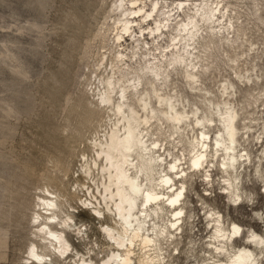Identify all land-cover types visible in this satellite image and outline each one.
<instances>
[{"label": "clouds", "instance_id": "1", "mask_svg": "<svg viewBox=\"0 0 264 264\" xmlns=\"http://www.w3.org/2000/svg\"><path fill=\"white\" fill-rule=\"evenodd\" d=\"M170 71L131 82L80 180L33 189L12 264H264V146L253 157L215 111L197 120Z\"/></svg>", "mask_w": 264, "mask_h": 264}, {"label": "rangeland", "instance_id": "2", "mask_svg": "<svg viewBox=\"0 0 264 264\" xmlns=\"http://www.w3.org/2000/svg\"><path fill=\"white\" fill-rule=\"evenodd\" d=\"M124 1L122 8V0H0V264H12L10 249L23 248L22 215L33 189L68 190L82 176L77 161L88 153V139L111 126L110 106L101 109L97 97L104 79L133 78L155 63L153 55L161 60L155 49H171L178 22L202 0L182 11L178 0H168V8L161 3L154 20L171 11L175 21L155 40L147 33L143 40L133 27L138 43L130 36L116 41L130 0ZM142 1L152 10L154 3ZM207 1L223 9L227 30L203 31L194 89L176 67L168 91L199 110V119L228 102L239 115L240 143L254 157V139L264 146V0ZM139 20L143 29L155 25Z\"/></svg>", "mask_w": 264, "mask_h": 264}, {"label": "bare ground", "instance_id": "3", "mask_svg": "<svg viewBox=\"0 0 264 264\" xmlns=\"http://www.w3.org/2000/svg\"><path fill=\"white\" fill-rule=\"evenodd\" d=\"M148 1H151L152 3H154L152 10L146 9L145 8L146 2L144 3V5H142L144 2L142 0H130L128 4H126L125 12H127V17L121 24V30H120V33L117 34L116 41L122 40L126 36H130L132 37L134 42L138 43L140 39L138 40L137 35H135L134 31H132L133 27L140 28V34L143 35V40H145L144 38L145 33L149 34L150 38L152 39L154 38V40L158 37L165 36L163 35V31L165 30V28L168 27V24L171 23L172 20L173 22L175 21L174 19H171L172 17H170L169 15V13H172V12L171 11L166 12V13L162 12V14L160 15L161 18H158L157 20H154V13L156 12V9L159 7L161 3H163L164 8H168V2H167L168 0H148ZM188 1H191V0H178V3L176 4L177 11L179 9L181 11L185 10L184 7H187L186 2ZM124 3L125 1L122 0V3H121L122 8L125 7ZM190 5H192L193 7L192 9H190L192 13L190 15L186 14V20L180 21V23L178 22L177 35L173 36L170 34L172 36L171 49L167 47V49L169 48L168 50H162L160 52L159 49L156 48L155 51H158L156 53L157 56L159 57L160 55L162 59L159 60L158 58L155 57V55H153L152 57H153V60H155V63H150V62L147 63V66L144 69L139 70L136 77L128 78V79H118V78L114 79L113 77H109V78L107 77L106 80L104 79L103 81L104 82L103 85H105V87L103 86L104 90L100 92L99 95H98V92H99L98 89H97L98 92H96L98 95L97 97H99L98 102L101 105L103 106L109 105L110 107L108 109L111 113H112V110H114L115 113L117 114L121 113L123 109L120 106V101L124 99V96L127 93V90L130 87L131 82L135 79L140 78L141 76H143L144 81L147 82L148 80L151 79V77L149 76V73L156 71L158 66H163L162 65L163 61L167 63L168 65H171V71L175 70L176 67L178 68L182 67L183 69L182 72L184 73V77L186 78V80L191 82V85H190L191 91L192 89H194V86L192 85L199 83L197 82L199 81L198 80L199 78H198L197 63L195 62L199 59V56H197L198 55L197 45L199 44V39L203 37V31H209L212 34L214 33L216 34L217 29H219L218 33H220V30H227V27L226 25H223L221 23L224 17V14H223V9L219 8L218 4L215 6H212L213 4L210 3V1L202 0L199 3L197 2V4L193 2ZM139 18H142L145 21L146 20L154 21L155 25L148 27V29H143L141 28V25H140L141 21L139 20ZM157 46H158V43H157ZM119 56L122 58L123 54L121 53L119 54ZM170 72H169V75H170ZM141 87L143 88L144 85L142 84ZM229 87L233 89V85H229ZM222 89H223V92H222L223 94L226 93V91L230 90V89L227 90L228 89L227 85H225ZM113 95L116 97L114 98ZM165 99L166 98L164 96H161L159 101H156L155 104L158 102L164 101ZM152 104H153V101H152ZM219 106L220 105H216V110H215L216 113L218 114L216 116L217 119L220 116H222L224 118L223 123L225 127L234 126L236 132L240 133V130L236 124L237 118L239 116L236 110L228 102L223 103V108H220L221 106L220 107ZM177 111L179 112L180 110H177ZM110 116H109V120H110ZM196 119L199 120V118H196ZM244 129H247V128H244ZM263 131H264V128H263ZM239 135L236 137L238 142H240ZM201 136L203 139H208V140L211 139L209 137H204L203 133H201Z\"/></svg>", "mask_w": 264, "mask_h": 264}]
</instances>
